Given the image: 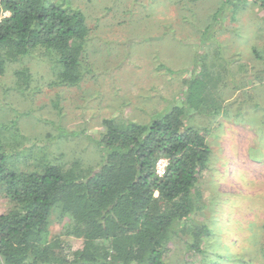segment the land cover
Returning <instances> with one entry per match:
<instances>
[{
	"label": "rangeland",
	"instance_id": "rangeland-1",
	"mask_svg": "<svg viewBox=\"0 0 264 264\" xmlns=\"http://www.w3.org/2000/svg\"><path fill=\"white\" fill-rule=\"evenodd\" d=\"M50 1L85 16L81 78L72 86L53 84L59 66L48 56L8 63L0 76L2 138L16 148L20 163L77 158L95 166L104 119L145 124L179 101L183 79L199 70L203 29L220 0ZM224 14L221 25L206 32L207 44L220 45L218 52L205 58L227 68L214 76L221 81L222 108L217 115L193 111L190 117L193 126L208 129L211 148L197 184L201 209L191 222L209 226L224 264H239L232 259L243 255L247 239L264 223V63L253 52L257 47L264 53V11L249 3ZM22 67L31 74L27 87L15 84L13 71ZM245 77L251 83L239 85ZM7 209L0 197V213ZM60 229L53 214L50 237ZM81 244L80 238L63 237L68 261ZM175 248L170 244L171 253Z\"/></svg>",
	"mask_w": 264,
	"mask_h": 264
},
{
	"label": "trees",
	"instance_id": "trees-1",
	"mask_svg": "<svg viewBox=\"0 0 264 264\" xmlns=\"http://www.w3.org/2000/svg\"><path fill=\"white\" fill-rule=\"evenodd\" d=\"M249 3L264 11V0H220L203 29L199 70L183 79L180 99L167 112L145 124L116 117L102 121L104 130L96 140L101 156L95 166L77 158L20 163L16 148L3 140L5 126L0 124V197L8 202L0 213V264L225 263L209 226L191 222L201 209L197 184L211 148L208 129L193 126L190 117L193 111L217 115L222 108L217 93L221 81L214 76L227 68L205 59H212L220 46L207 44L206 32L221 25L225 10L233 15ZM88 31L84 14L72 6L0 0V76L10 62L48 56L59 66L53 84L76 85ZM253 52L264 63L263 51L253 47ZM13 73L15 84L27 87L29 68ZM245 78L239 85L251 83V77ZM159 158L167 160L162 176L155 172ZM53 214L61 229L50 237ZM63 237L82 240L70 261ZM247 242L243 255L232 262L264 264V223Z\"/></svg>",
	"mask_w": 264,
	"mask_h": 264
},
{
	"label": "built area",
	"instance_id": "built-area-1",
	"mask_svg": "<svg viewBox=\"0 0 264 264\" xmlns=\"http://www.w3.org/2000/svg\"><path fill=\"white\" fill-rule=\"evenodd\" d=\"M167 160L165 158H159L155 162V172L158 176H162L165 172Z\"/></svg>",
	"mask_w": 264,
	"mask_h": 264
},
{
	"label": "crops",
	"instance_id": "crops-1",
	"mask_svg": "<svg viewBox=\"0 0 264 264\" xmlns=\"http://www.w3.org/2000/svg\"><path fill=\"white\" fill-rule=\"evenodd\" d=\"M152 118V117H151Z\"/></svg>",
	"mask_w": 264,
	"mask_h": 264
}]
</instances>
